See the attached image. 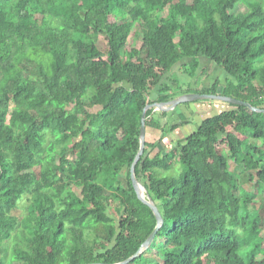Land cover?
<instances>
[{
  "label": "trees",
  "instance_id": "obj_1",
  "mask_svg": "<svg viewBox=\"0 0 264 264\" xmlns=\"http://www.w3.org/2000/svg\"><path fill=\"white\" fill-rule=\"evenodd\" d=\"M204 60L225 85L177 91L156 67L197 80ZM196 94L264 109V0H0V264L137 256L159 225L132 179L145 111ZM228 104L166 155L196 119L148 112L137 178L165 225L132 264H264V218L233 171L264 186V113Z\"/></svg>",
  "mask_w": 264,
  "mask_h": 264
},
{
  "label": "rangeland",
  "instance_id": "obj_2",
  "mask_svg": "<svg viewBox=\"0 0 264 264\" xmlns=\"http://www.w3.org/2000/svg\"><path fill=\"white\" fill-rule=\"evenodd\" d=\"M251 8L250 4L244 3L241 8H239V12H247ZM223 22V21H222ZM141 38L139 35L133 34L130 40V45L128 50H130L134 46H140L141 45ZM203 62V68L205 70V74L203 73L204 70L202 68L201 73H200V78L198 77L197 80H191L188 78L184 73L181 67L176 69V74L175 76L171 74H166V71L161 68L160 65L156 64L157 69L160 71L162 75L165 76V84L169 83V80L171 82L177 81L178 82V87L176 86L175 89L178 91V88H183L185 90L192 88V90L199 91V90H204L206 88H212V86L215 84L217 80H221L223 85L226 84L227 82V75L222 68H220L218 65H216L213 61L211 60H204ZM221 92H223V88L221 89ZM154 97H157L155 95ZM195 109V110H194ZM229 109H231V106L227 102H214V101H208L205 102L202 105H195L191 106L188 108L182 107L178 109L177 111L173 112L175 113V116L178 119L180 115L184 114L188 116L190 119H196L195 123H193L190 127L185 128L183 131H178L177 137L178 139H182V142L184 143L186 139L195 134L196 132L199 131L200 129V123H203L206 119L216 117L218 115H221L224 112H227ZM174 119V122L176 121ZM174 122H170L171 124H174ZM179 123L181 122L180 120L178 121ZM246 139V138H242ZM261 145V143H259ZM173 147H177L175 144H166L163 147L160 148V152L163 154H167L172 150ZM219 150L221 153H229V146L226 145L224 142L220 144ZM160 152H156L154 156L159 155ZM153 156V157H154ZM233 171L237 172L239 175H241L243 179V186L244 188L251 194L255 195L257 197L256 202L254 206L256 207L257 210H259L264 218V186H257V184L251 182V178L248 175H245L242 173V171H237V169L234 167ZM183 172V169L180 165H176L174 171L172 173H164L168 177H179ZM76 193L79 195L81 194V190L76 189ZM127 202H130L131 200L128 199L126 196ZM28 205V197H25L23 202L21 203V208L16 214L19 217H24L26 214V206ZM17 240L14 238L13 240H10L7 242L3 247L9 248L10 249V255L12 256V252L14 249V246L17 244ZM153 257H157V254H153ZM207 264H213L212 261H207Z\"/></svg>",
  "mask_w": 264,
  "mask_h": 264
},
{
  "label": "water",
  "instance_id": "obj_3",
  "mask_svg": "<svg viewBox=\"0 0 264 264\" xmlns=\"http://www.w3.org/2000/svg\"><path fill=\"white\" fill-rule=\"evenodd\" d=\"M204 101H219V102L223 101V102H227L230 104L247 106V107L251 108L252 110H254L255 112L264 113V109L256 108L250 103H247V102H244L241 100H237L235 98L223 96V95H217V96H214V95H198V94L188 95V96L182 97V98L178 99L177 101L170 103V104H158L155 106H151V105L148 106V108L145 111L144 117H143L142 151H141L140 155H138V157H137V159L133 165L132 179H133V183H134L135 189L139 195L140 200L155 212V214L158 218L159 225H158V228L155 231V233L149 239V241L143 246L140 253L137 256H135L134 258H132L131 260H129L123 264H132L137 258L140 257L141 254L148 252L151 249V247L153 246L154 242L156 241L158 234L160 233V231L163 229V227L165 225V222H164V219H163V216H162L160 210L158 209L157 205L152 200V198L148 197L146 189L140 184V182L137 178V168H138L139 164L141 163V161L143 160V158L146 154L147 135H148V133H147L148 112L151 110H156V112H161V113H173V112L177 111L183 105L191 104V103H197V102H204Z\"/></svg>",
  "mask_w": 264,
  "mask_h": 264
},
{
  "label": "crops",
  "instance_id": "obj_4",
  "mask_svg": "<svg viewBox=\"0 0 264 264\" xmlns=\"http://www.w3.org/2000/svg\"><path fill=\"white\" fill-rule=\"evenodd\" d=\"M206 61H208V60H206ZM203 62H205V61H203ZM179 68V67H178ZM182 69H183V67H181ZM203 70H204V68H203ZM158 72L160 73V71L158 70ZM161 74V73H160ZM169 84V83H168ZM189 89H191L192 90V88H189ZM189 89H187V90H189ZM195 110V109H194ZM175 118H177L176 116H175ZM176 120V119H175ZM183 130H185V129H183ZM183 130H181V131H183ZM177 134L178 133H175V134H173V135H171L170 137H169V139L167 140V142H166V144H175L176 145V142H182V139L180 140V139H178V137H177ZM190 137V136H189Z\"/></svg>",
  "mask_w": 264,
  "mask_h": 264
}]
</instances>
